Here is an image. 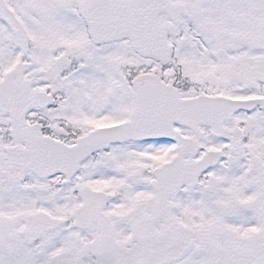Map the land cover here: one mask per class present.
I'll return each instance as SVG.
<instances>
[{"label":"snow or ice","instance_id":"1","mask_svg":"<svg viewBox=\"0 0 264 264\" xmlns=\"http://www.w3.org/2000/svg\"><path fill=\"white\" fill-rule=\"evenodd\" d=\"M0 264H264V0H0Z\"/></svg>","mask_w":264,"mask_h":264}]
</instances>
